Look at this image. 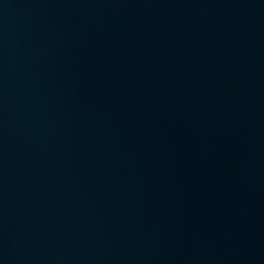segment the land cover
I'll return each mask as SVG.
<instances>
[{"label": "water", "instance_id": "obj_1", "mask_svg": "<svg viewBox=\"0 0 264 264\" xmlns=\"http://www.w3.org/2000/svg\"><path fill=\"white\" fill-rule=\"evenodd\" d=\"M0 264H264V0H0Z\"/></svg>", "mask_w": 264, "mask_h": 264}]
</instances>
